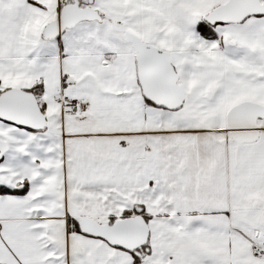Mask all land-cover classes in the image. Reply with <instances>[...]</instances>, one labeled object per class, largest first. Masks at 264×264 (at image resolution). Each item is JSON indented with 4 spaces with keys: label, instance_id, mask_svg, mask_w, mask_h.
<instances>
[{
    "label": "snow or ice",
    "instance_id": "6c2138e0",
    "mask_svg": "<svg viewBox=\"0 0 264 264\" xmlns=\"http://www.w3.org/2000/svg\"><path fill=\"white\" fill-rule=\"evenodd\" d=\"M0 264H264V0H0Z\"/></svg>",
    "mask_w": 264,
    "mask_h": 264
}]
</instances>
